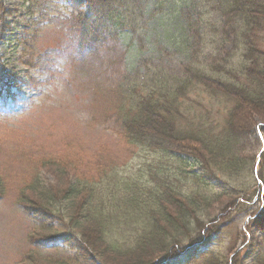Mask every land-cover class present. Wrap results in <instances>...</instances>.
<instances>
[{
    "label": "rangeland",
    "instance_id": "1",
    "mask_svg": "<svg viewBox=\"0 0 264 264\" xmlns=\"http://www.w3.org/2000/svg\"><path fill=\"white\" fill-rule=\"evenodd\" d=\"M177 1L162 0L154 8L155 0H150L153 11L145 15L140 37L122 33L119 39L99 46L93 56L82 57L76 46L78 2L0 0V62L5 70L0 81V177L6 186L0 198V264H22L31 250L37 264H107L102 257L89 259L81 245L68 239L33 242L43 227L27 214L18 200L19 191L38 170L52 184L64 179H101L111 180L112 186L106 187L114 188L119 176L139 178L145 166L163 158L162 153L140 151L126 142L116 112V87L124 76L139 70L142 60L161 61L177 70L179 64L192 60L194 48L189 47L197 37L185 28L189 12L178 15ZM257 33L255 38L261 40L264 52V27ZM207 42L218 46L213 37H206L202 53L208 55L212 48ZM236 45L220 41L221 48L215 53L236 58L244 47ZM196 85L195 102L187 109L177 106L175 115L194 119L198 115L200 125L208 123L207 119L222 122L225 112L238 102L231 91L216 92L202 82ZM238 115L242 123L251 122L243 153L253 170L230 183L240 190L255 189L256 196L245 205L243 198L238 205H232L228 197L224 203H216L212 219L203 228V240L192 247L197 256L188 264H259L264 257V109ZM51 159L68 166L59 170L40 166ZM185 161L188 171L205 174V167L193 155ZM222 180L214 177L206 182L213 191L229 194L230 183ZM256 216L259 226L252 222ZM98 226L90 223L89 229H82L87 230L92 249L102 250ZM54 227L69 231L60 221H54ZM183 251L176 249L167 264H183L179 257L175 259ZM118 255L111 250L105 253L107 259L118 258L120 264L123 260ZM184 256L190 259L191 254L185 251Z\"/></svg>",
    "mask_w": 264,
    "mask_h": 264
},
{
    "label": "trees",
    "instance_id": "2",
    "mask_svg": "<svg viewBox=\"0 0 264 264\" xmlns=\"http://www.w3.org/2000/svg\"><path fill=\"white\" fill-rule=\"evenodd\" d=\"M149 1L75 0L79 4L76 10L79 55L93 56L99 46L119 39L122 33L140 37L145 15L153 11ZM177 2L178 15L188 12L190 15L185 28H190L197 37L189 47L194 48L192 60L179 64L178 70L165 67L161 61L142 60L139 70L124 76L116 87V112L126 142L140 151L162 153L163 158L145 166L139 178L119 176L114 188L106 187L112 186L111 180L101 179H64L52 184L38 170L22 185L18 198L27 214L37 220L40 229L43 227L33 242L68 239L81 245L89 259L102 257L107 264H118V258L107 259V250L120 255L116 256L122 258L124 263L120 264H167L179 249L184 251L175 259L179 257L183 264H188L197 256L192 247L203 240V228L212 219L216 203H224L228 197L232 205H238L243 198L245 205L255 198L257 190L236 189L230 180L253 170L243 153L251 122L242 123L238 112L264 109V52L259 46L261 40L255 38L264 27V0ZM162 3L155 0L153 6ZM206 37H213L218 46L207 42L212 48L208 55L202 53ZM220 41L244 47L238 50L236 58L216 55ZM4 71L0 62V81ZM198 82L213 91H231L238 99L225 112L222 122L206 118L208 123L200 125L198 115L197 119L175 115L177 106L187 109L195 102L192 95L197 93ZM189 154L205 167L203 176L187 170L185 158ZM40 166L59 170L68 165L51 159ZM256 175L259 176L258 171ZM214 177L230 183L229 194L215 192L207 185V179ZM5 192L0 177V198ZM258 220L256 216L252 222L259 226ZM54 221L66 224L69 231L53 229ZM90 223L100 225L96 230L101 231L99 238L104 251L92 249L93 242L86 236L87 230L82 229H89ZM185 251L191 254L190 259L184 256ZM33 252L27 253L22 264L38 263ZM259 262L264 264V257Z\"/></svg>",
    "mask_w": 264,
    "mask_h": 264
}]
</instances>
